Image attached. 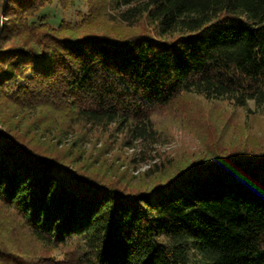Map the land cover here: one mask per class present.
Masks as SVG:
<instances>
[{
	"label": "trees",
	"instance_id": "1",
	"mask_svg": "<svg viewBox=\"0 0 264 264\" xmlns=\"http://www.w3.org/2000/svg\"><path fill=\"white\" fill-rule=\"evenodd\" d=\"M81 1L0 0V264H264V0Z\"/></svg>",
	"mask_w": 264,
	"mask_h": 264
},
{
	"label": "rangeland",
	"instance_id": "2",
	"mask_svg": "<svg viewBox=\"0 0 264 264\" xmlns=\"http://www.w3.org/2000/svg\"><path fill=\"white\" fill-rule=\"evenodd\" d=\"M86 10L83 1L74 0V3L66 10L59 8L57 5L52 4L43 8L37 16H45L46 20L50 22L52 25H57L61 19L69 20V21H77L79 19L78 13H84ZM157 148L163 152H167L170 154H175L177 150L185 149H195L199 144L198 140L192 137L187 132L182 129H175L172 137L162 140L160 143H157ZM140 149V144L137 145L135 152H138ZM132 150H125L126 154H130ZM185 154V153H184ZM137 158H139V154H137ZM147 162L138 161L135 163L134 170L143 171L147 168Z\"/></svg>",
	"mask_w": 264,
	"mask_h": 264
}]
</instances>
